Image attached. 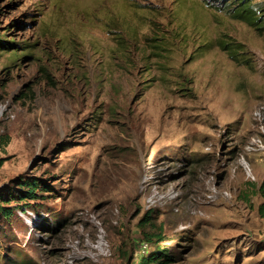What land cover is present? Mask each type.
I'll use <instances>...</instances> for the list:
<instances>
[{
  "label": "rangeland",
  "instance_id": "obj_1",
  "mask_svg": "<svg viewBox=\"0 0 264 264\" xmlns=\"http://www.w3.org/2000/svg\"><path fill=\"white\" fill-rule=\"evenodd\" d=\"M34 179L0 264H264V0H0V193Z\"/></svg>",
  "mask_w": 264,
  "mask_h": 264
},
{
  "label": "trees",
  "instance_id": "obj_2",
  "mask_svg": "<svg viewBox=\"0 0 264 264\" xmlns=\"http://www.w3.org/2000/svg\"><path fill=\"white\" fill-rule=\"evenodd\" d=\"M245 6V2H241L237 10L241 7ZM248 12V8L244 7L242 13ZM240 18H244L242 15L239 16ZM21 188L15 190L16 195L13 193H0V220L5 219L8 220L12 216V209L9 205L12 203L13 200H20V202H24L26 200H38L39 199V192H45L46 189L49 187L42 183L40 180H29V181H22L19 185ZM25 189H24V188ZM258 192L260 193L261 197L264 199V185H262ZM259 213L264 218V202L259 206ZM154 217L152 214H148L141 222L139 227L142 230L147 229L149 226H153ZM159 239V235L157 234H145L143 236L144 240L149 243H153L155 239ZM141 263L140 264H171L174 263L177 259L176 257L169 253L167 249H156L151 251L150 253L141 256Z\"/></svg>",
  "mask_w": 264,
  "mask_h": 264
},
{
  "label": "built area",
  "instance_id": "obj_3",
  "mask_svg": "<svg viewBox=\"0 0 264 264\" xmlns=\"http://www.w3.org/2000/svg\"><path fill=\"white\" fill-rule=\"evenodd\" d=\"M258 116H260V113H257ZM257 144H262V142L260 140L257 141Z\"/></svg>",
  "mask_w": 264,
  "mask_h": 264
}]
</instances>
